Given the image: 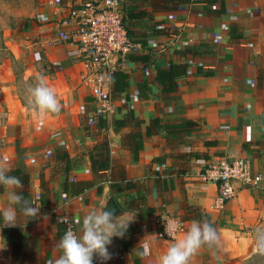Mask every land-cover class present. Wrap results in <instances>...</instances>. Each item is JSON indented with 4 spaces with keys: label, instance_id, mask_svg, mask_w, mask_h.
Here are the masks:
<instances>
[{
    "label": "crops",
    "instance_id": "0c3cea01",
    "mask_svg": "<svg viewBox=\"0 0 264 264\" xmlns=\"http://www.w3.org/2000/svg\"><path fill=\"white\" fill-rule=\"evenodd\" d=\"M122 2L138 50L137 59L122 64L126 86L110 83V115H96L72 48L53 43V28L39 25V15L19 44L9 45L13 61L0 63V158L24 165L31 200L41 205L40 218H18L15 227L0 223V264H55L63 235L58 217L71 215L79 234L83 216L109 197L133 221L124 238H113L107 264H158L169 240L157 237L154 221L167 216L180 218L185 231L193 221L216 228L218 243L203 246L191 264H264L254 251L256 230L264 228V0H187L172 10L155 9L158 0ZM170 64L186 65L187 73L176 79L174 92L164 93L155 73ZM40 76L62 108L38 131L26 90ZM137 133L135 161L131 135ZM103 143L110 169L97 182L88 154ZM57 151L69 157L67 174ZM222 157L245 159L262 178L218 208L217 186L203 173ZM120 170L131 187L123 182L113 191L110 181ZM3 191L0 209L8 206ZM144 242L150 255L138 254Z\"/></svg>",
    "mask_w": 264,
    "mask_h": 264
},
{
    "label": "built area",
    "instance_id": "2783aa9c",
    "mask_svg": "<svg viewBox=\"0 0 264 264\" xmlns=\"http://www.w3.org/2000/svg\"><path fill=\"white\" fill-rule=\"evenodd\" d=\"M123 0H76L70 3H56L49 13L39 15V25L53 28L50 37L55 44L72 48L76 63L81 65L79 80L88 89L96 106V115L113 113L114 105L110 95L111 75L122 70V64L129 55L137 53L138 44L127 36ZM207 181L217 186L216 206L223 205L236 197L241 189L256 187L260 174H253L247 161L242 158L222 157L207 166L203 173ZM67 218V223L64 222ZM171 220L184 222L177 217L155 219L159 229L157 237L169 240L165 224ZM58 224L64 232L71 228L77 233L73 217L62 214Z\"/></svg>",
    "mask_w": 264,
    "mask_h": 264
},
{
    "label": "clouds",
    "instance_id": "9594fccd",
    "mask_svg": "<svg viewBox=\"0 0 264 264\" xmlns=\"http://www.w3.org/2000/svg\"><path fill=\"white\" fill-rule=\"evenodd\" d=\"M28 106L37 130H42L48 117L61 111L62 105L54 88L46 77L40 76L27 88ZM13 167L8 159L0 158V187L6 195L8 206L0 209L2 227H15L18 218L29 220L40 218L41 205L23 193L24 185L20 177L12 175ZM133 219H126L125 213L117 215L108 202L99 208L90 209L80 222V233L68 228L57 242L59 256L55 264H107L112 259L109 246L113 238H124ZM67 223V218H64ZM169 235L168 246L159 257L158 264H191L193 257L203 247L209 248L218 243L216 228L208 221H193L185 231L179 221L171 220L165 224ZM141 244V243H140ZM141 256L150 255L148 242L141 244ZM254 251L264 255V228L256 230Z\"/></svg>",
    "mask_w": 264,
    "mask_h": 264
},
{
    "label": "trees",
    "instance_id": "16d2710c",
    "mask_svg": "<svg viewBox=\"0 0 264 264\" xmlns=\"http://www.w3.org/2000/svg\"><path fill=\"white\" fill-rule=\"evenodd\" d=\"M187 0H158L159 3H161L162 5H160V7H156L155 9H163V10H172L174 9L175 5L181 2H185ZM169 4V5H168ZM138 16H142L141 13H137L136 14ZM143 15H146V13H143ZM126 31H127V36L132 39V33L129 31L128 27L126 26ZM155 32H158L159 34H175L174 31H172L171 33H168L167 31L163 30V29H159V30H155ZM129 60H135L137 59V57L135 58V56L133 55H129L128 56ZM187 73V66L186 65H177V64H170L169 67L167 69H157L156 73H155V82L160 86L161 91L164 93H168V92H174L177 88L176 85V79L185 75ZM127 75L125 73H123L122 71H116L111 75V83H115L117 80L122 81L123 83V87L126 86V80H127ZM116 87V86H115ZM116 90V88H115ZM154 124L157 125L158 120H153ZM187 124H191V123H187ZM182 126V124L179 125H166L165 128L167 129L168 127H172V128H180ZM146 134L150 135L151 134V130L148 129L146 130ZM131 138L133 140V142L135 143V147H134V160H137V153L138 151L141 149V136L140 134H132ZM57 158L59 157L61 160H63L65 162V172L66 174L69 171V157L66 154V152L60 153V152H56ZM88 158H89V163H90V168H91V172L93 175V181H97V182H103L104 178H105V172L108 171L110 169V161H109V148L107 146L106 143L100 144L99 146H96L95 148H93L89 154H88ZM13 172L11 173L12 175H16L18 177H20V179L22 180V183L24 185V189H23V195L25 198H29L31 199V195L29 192V173L27 172V170L25 169L24 165L21 163H15L13 166ZM119 182V183H118ZM125 182L124 187H126L127 189L131 187V183L129 181H126V176L123 170H120L117 173V177L114 179H111L110 181V188L111 190H117L120 187H122V183ZM81 184H83L85 187H89L90 186V182H82ZM0 190H2V187H0ZM97 191L101 192V187L98 186L97 187ZM2 222V220H0V223ZM62 228V227H61ZM60 230V228H59ZM63 231V235H64V229L62 228ZM62 235V236H63Z\"/></svg>",
    "mask_w": 264,
    "mask_h": 264
},
{
    "label": "rangeland",
    "instance_id": "374dc122",
    "mask_svg": "<svg viewBox=\"0 0 264 264\" xmlns=\"http://www.w3.org/2000/svg\"><path fill=\"white\" fill-rule=\"evenodd\" d=\"M57 1L50 0H0V63L12 60L9 45L19 44L20 33L31 21L44 12L51 11ZM15 69L19 64L14 65Z\"/></svg>",
    "mask_w": 264,
    "mask_h": 264
},
{
    "label": "water",
    "instance_id": "95a60500",
    "mask_svg": "<svg viewBox=\"0 0 264 264\" xmlns=\"http://www.w3.org/2000/svg\"><path fill=\"white\" fill-rule=\"evenodd\" d=\"M106 202H108L109 206L114 207L117 211V215H122L123 212L115 205V202L112 197H109ZM105 202V203H106Z\"/></svg>",
    "mask_w": 264,
    "mask_h": 264
}]
</instances>
